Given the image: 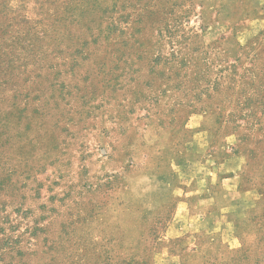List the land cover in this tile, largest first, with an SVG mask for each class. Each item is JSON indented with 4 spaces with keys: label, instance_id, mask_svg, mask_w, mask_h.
Here are the masks:
<instances>
[{
    "label": "rangeland",
    "instance_id": "rangeland-1",
    "mask_svg": "<svg viewBox=\"0 0 264 264\" xmlns=\"http://www.w3.org/2000/svg\"><path fill=\"white\" fill-rule=\"evenodd\" d=\"M0 264H264V0H0Z\"/></svg>",
    "mask_w": 264,
    "mask_h": 264
}]
</instances>
